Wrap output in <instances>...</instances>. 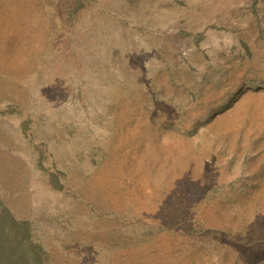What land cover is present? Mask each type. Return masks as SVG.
Returning a JSON list of instances; mask_svg holds the SVG:
<instances>
[{
	"label": "rangeland",
	"instance_id": "rangeland-1",
	"mask_svg": "<svg viewBox=\"0 0 264 264\" xmlns=\"http://www.w3.org/2000/svg\"><path fill=\"white\" fill-rule=\"evenodd\" d=\"M252 1L0 0V264H264Z\"/></svg>",
	"mask_w": 264,
	"mask_h": 264
},
{
	"label": "trees",
	"instance_id": "trees-1",
	"mask_svg": "<svg viewBox=\"0 0 264 264\" xmlns=\"http://www.w3.org/2000/svg\"><path fill=\"white\" fill-rule=\"evenodd\" d=\"M257 2H258V0H253L252 1V4L253 5H256L257 4ZM45 170H47L48 172H49V175H50V181H51V183L53 184V186H55L56 188H61V184H59L60 182H59V178H58V173H56V171H54V169H52V168H44ZM0 205H3L1 202H0ZM4 206V205H3ZM2 208H4V209H7L5 206L4 207H2ZM3 210V209H2ZM10 213V212H9ZM14 220V223H15V225L16 226H18V225H20V224H22V225H28V223L25 221V222H23V221H19V220H17L16 218H14L13 219Z\"/></svg>",
	"mask_w": 264,
	"mask_h": 264
}]
</instances>
